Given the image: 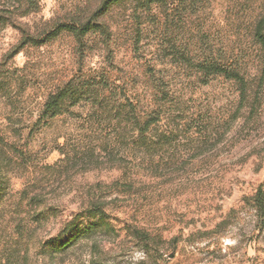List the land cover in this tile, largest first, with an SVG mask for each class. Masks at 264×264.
<instances>
[{
    "label": "rangeland",
    "instance_id": "rangeland-1",
    "mask_svg": "<svg viewBox=\"0 0 264 264\" xmlns=\"http://www.w3.org/2000/svg\"><path fill=\"white\" fill-rule=\"evenodd\" d=\"M104 1L0 0V264H264V0H124L108 44L48 38ZM220 57L245 95L186 62Z\"/></svg>",
    "mask_w": 264,
    "mask_h": 264
},
{
    "label": "trees",
    "instance_id": "trees-1",
    "mask_svg": "<svg viewBox=\"0 0 264 264\" xmlns=\"http://www.w3.org/2000/svg\"><path fill=\"white\" fill-rule=\"evenodd\" d=\"M124 0H105L100 7V9L94 13H92L87 19L80 20L74 24H60L58 25L48 38H56L63 32H69L78 42L79 45H84L86 40L91 35H98L99 37H103L108 44L110 38L108 27L105 23L101 22V17L106 15L108 10L112 6H117L122 3ZM158 1V0H156ZM30 5H36V0H26ZM254 39L256 43H259L261 49L264 54V20L258 22V25L255 28ZM223 58L219 59H205L199 61H192L186 58V62L192 65H195L199 71H201L204 75L210 76H219L222 75L226 79L234 80L240 83L242 88V93L246 90L245 87L247 85L246 74L243 73L244 70V62L241 58L233 59L231 64L229 62H224ZM263 64H264V56H263ZM72 91L62 90V92L55 94L50 97L49 102L45 108V114L51 113L52 116H56L61 111L62 103L65 101ZM245 95V94H244ZM136 108L131 105V112H134ZM150 126L148 124L147 128ZM255 208L257 212L261 216H264V191L262 189L258 190V194L255 198ZM92 215L94 214H104L102 210L93 209L89 211ZM83 218H77L76 220L70 222L66 228L65 233L59 238L57 243H66L71 242L78 237L85 235V233H89L95 226L96 221H85ZM85 221V222H84ZM139 234V233H137Z\"/></svg>",
    "mask_w": 264,
    "mask_h": 264
}]
</instances>
